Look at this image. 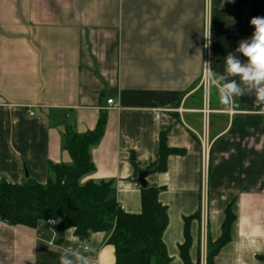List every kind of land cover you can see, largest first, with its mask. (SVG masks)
<instances>
[{"label":"crops","instance_id":"obj_1","mask_svg":"<svg viewBox=\"0 0 264 264\" xmlns=\"http://www.w3.org/2000/svg\"><path fill=\"white\" fill-rule=\"evenodd\" d=\"M250 2L240 15L235 0H0V182L23 184L27 168L46 183L53 165L73 163L67 132L91 131L105 115L82 183L111 180L122 208L139 213L138 176L149 170L167 207L170 264H184V218L194 214L189 255L207 264L228 207L231 238L215 264H264V105L245 93L227 111L203 78L205 62L222 73L227 53L252 35ZM163 132L182 152L159 171ZM108 237L90 235L94 264H116ZM82 242L74 228L59 242L47 220H0V264H59L63 247Z\"/></svg>","mask_w":264,"mask_h":264},{"label":"trees","instance_id":"obj_2","mask_svg":"<svg viewBox=\"0 0 264 264\" xmlns=\"http://www.w3.org/2000/svg\"><path fill=\"white\" fill-rule=\"evenodd\" d=\"M235 2L241 15L246 0ZM105 122V115H102L91 131L83 134L72 130L67 132L66 148L73 163L53 165L54 177L46 183L30 177L23 184L0 182V220L35 227L40 220L54 218L59 242L64 239L68 228H74L81 241H88L93 232L106 231L109 232L107 242L115 247L116 264H170L171 257L163 241L168 212L158 199L159 187L141 186L142 210L129 213L118 202L111 180L81 182V178L94 169L90 147L104 134ZM178 152L182 150L168 146L166 133H161L154 170L164 171L167 157ZM132 162L136 165L134 157ZM198 215L184 218L185 241L180 245L184 264H200L199 261L193 262L189 255V223ZM234 218L228 207L220 238L208 244L207 264H215L216 254L230 240ZM258 257L264 260V255Z\"/></svg>","mask_w":264,"mask_h":264},{"label":"clouds","instance_id":"obj_3","mask_svg":"<svg viewBox=\"0 0 264 264\" xmlns=\"http://www.w3.org/2000/svg\"><path fill=\"white\" fill-rule=\"evenodd\" d=\"M250 25L254 28L252 35L239 41L234 52L227 53L222 73L214 71L207 62L204 65L207 88L215 90L227 111L237 107L236 99L245 93H254L256 105H264V16L251 18ZM91 250L87 240L77 247H63L59 264H94L88 254Z\"/></svg>","mask_w":264,"mask_h":264},{"label":"water","instance_id":"obj_4","mask_svg":"<svg viewBox=\"0 0 264 264\" xmlns=\"http://www.w3.org/2000/svg\"><path fill=\"white\" fill-rule=\"evenodd\" d=\"M250 7H251V10L249 14L244 18V21L246 22L248 28L254 29L250 25V20L251 18L256 17V16H264V0H251ZM148 172L149 170H144V171H140L139 173L138 182L140 183L142 187H147L149 185L147 178H146L148 175ZM25 174H26V177H29V172L27 168H25Z\"/></svg>","mask_w":264,"mask_h":264},{"label":"built area","instance_id":"obj_5","mask_svg":"<svg viewBox=\"0 0 264 264\" xmlns=\"http://www.w3.org/2000/svg\"><path fill=\"white\" fill-rule=\"evenodd\" d=\"M114 100L112 98L108 99L109 104H113ZM206 112L208 111L207 108L204 109ZM30 114H34L33 111L29 112ZM158 116V114H157ZM202 145H203V159H204V167L207 166L208 158H209V148H210V142L208 141V138L204 135L202 138ZM47 222L50 224H57V221L54 218L47 219Z\"/></svg>","mask_w":264,"mask_h":264}]
</instances>
